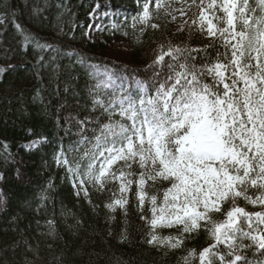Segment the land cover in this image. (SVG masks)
<instances>
[{"label": "trees", "instance_id": "16d2710c", "mask_svg": "<svg viewBox=\"0 0 264 264\" xmlns=\"http://www.w3.org/2000/svg\"><path fill=\"white\" fill-rule=\"evenodd\" d=\"M157 2L0 0V264H186V258L187 264H200L199 254L214 243L202 224L192 233L182 226L156 230L161 239H182L178 248L150 245L152 229L141 217L151 220V205L139 207L135 181L142 169L135 164L116 166L134 183L125 207L115 211L107 205L121 198L120 182L101 188L84 179L101 126L127 123L109 116L95 100L111 111L110 102L123 99L122 93L136 95L137 81L151 92L149 66L160 51L199 49L192 53L197 67L226 52L201 32L193 0H160V8ZM145 3L152 18L142 25L135 20ZM249 3L255 9L249 19H259L264 14L259 0ZM101 72L116 86L104 87ZM93 162L95 173L100 162ZM148 183V195H156L159 204L170 183ZM248 194L255 198L259 192ZM237 206L250 214L264 211L243 199ZM212 215L217 222L224 218ZM237 244L235 254L244 258L238 264H264L258 243ZM230 250L214 249L224 264L234 259ZM215 264L222 262L215 259Z\"/></svg>", "mask_w": 264, "mask_h": 264}, {"label": "snow or ice", "instance_id": "6c2138e0", "mask_svg": "<svg viewBox=\"0 0 264 264\" xmlns=\"http://www.w3.org/2000/svg\"><path fill=\"white\" fill-rule=\"evenodd\" d=\"M193 4L199 9L201 32L226 52L197 67L192 53L199 49L160 51L149 66L154 70L151 92L137 81L136 95L122 93L123 99L110 102L111 111L95 100L109 116L118 115L127 123L101 126L84 179L101 188L109 181L120 182L121 198L107 205L115 211L125 207L134 183L116 166L137 165L142 169L135 181L139 207L143 210L146 201L151 205V220L141 217L152 229L150 245L178 248L182 239H161L156 230L182 226L184 233H192L203 224L214 243L199 254L200 264H215V259L224 264V257L214 251L219 245L232 249L228 256L234 259L227 264H238L244 258L235 254L240 247L237 241L251 240L264 249V211L250 214L237 206L243 199L264 208V14L249 19V13L255 12L249 0H193ZM259 4L264 13V0ZM162 6L158 0L156 7ZM151 18L145 3L135 22L147 25ZM31 39L25 35L27 43ZM115 105L120 106L118 113ZM97 160L101 162L94 173ZM149 181L171 185L159 204L157 196L146 191ZM249 189L259 195L253 198ZM226 205H231L227 211ZM213 213L223 215V220L217 222Z\"/></svg>", "mask_w": 264, "mask_h": 264}, {"label": "rangeland", "instance_id": "374dc122", "mask_svg": "<svg viewBox=\"0 0 264 264\" xmlns=\"http://www.w3.org/2000/svg\"><path fill=\"white\" fill-rule=\"evenodd\" d=\"M116 46L118 45H120V43H114ZM103 72H101V75L104 77V80H103V82H105L107 85H108V87H111V86H116V80L112 77V76H109L108 74L106 75H103L102 74ZM112 81H115L114 83H112ZM107 155V154H106Z\"/></svg>", "mask_w": 264, "mask_h": 264}]
</instances>
